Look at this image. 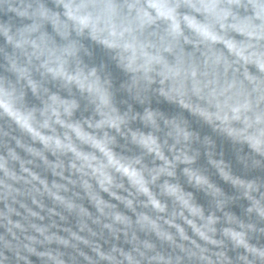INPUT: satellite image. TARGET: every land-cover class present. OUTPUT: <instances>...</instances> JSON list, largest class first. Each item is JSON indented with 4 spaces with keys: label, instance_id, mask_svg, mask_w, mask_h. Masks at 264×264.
Listing matches in <instances>:
<instances>
[{
    "label": "clouds",
    "instance_id": "obj_1",
    "mask_svg": "<svg viewBox=\"0 0 264 264\" xmlns=\"http://www.w3.org/2000/svg\"><path fill=\"white\" fill-rule=\"evenodd\" d=\"M0 264H264V0H0Z\"/></svg>",
    "mask_w": 264,
    "mask_h": 264
}]
</instances>
